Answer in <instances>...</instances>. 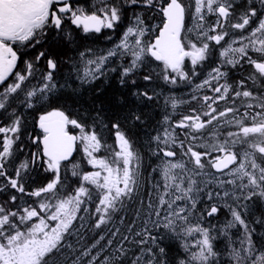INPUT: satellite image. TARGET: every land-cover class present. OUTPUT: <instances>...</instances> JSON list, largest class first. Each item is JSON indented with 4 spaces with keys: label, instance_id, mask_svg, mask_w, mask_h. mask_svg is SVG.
Returning <instances> with one entry per match:
<instances>
[{
    "label": "snow or ice",
    "instance_id": "6c2138e0",
    "mask_svg": "<svg viewBox=\"0 0 264 264\" xmlns=\"http://www.w3.org/2000/svg\"><path fill=\"white\" fill-rule=\"evenodd\" d=\"M258 4L257 0H244L242 5L236 0H96L88 12L74 9L69 0H0V118L8 121L0 124L4 181L0 193L9 189L13 193L0 202V264H168L160 245L166 234L183 241L185 256L178 264H222L215 241L228 237L235 227L243 231L239 246L229 239V264H264V213L255 217L259 238L247 219L257 203L264 205V0ZM125 7L144 12H133L118 43L100 51L79 50L75 29L82 31L83 40L102 29H115ZM146 13H155L149 18L159 17L160 24L149 26ZM189 17L192 23L186 26ZM210 17H215L214 23ZM66 20L74 29L65 28ZM52 42L78 53L66 57L63 83L57 79L59 61L47 55ZM211 42L220 46V62L195 85L192 100L199 107L175 123L166 114L162 131L149 138V148L160 160L153 171L161 180L150 184L145 201L143 157L125 130L126 124L143 123L138 105L127 107L108 123L98 111L90 125L56 105L69 90L77 95L80 88L117 71L120 85L130 84L131 96L138 104H147L161 95L150 88L157 77L172 86L190 82L197 67L213 55ZM37 46L45 50L25 60L23 71L14 72L18 52ZM46 57L41 69L39 63ZM117 60L119 66L109 68ZM153 62L157 67L149 69ZM233 70L245 75L230 83ZM206 87L214 95L195 94ZM221 101L226 105L222 110ZM164 102L173 112L187 103L174 96ZM37 106L41 112L36 126L42 135L31 138L37 150L17 162L18 152L27 146L19 143L25 129L19 109ZM69 125L79 129V135H71ZM102 129L114 134V146L104 139ZM177 129L184 130V139ZM77 142L93 171L69 161ZM176 148L180 159H175ZM101 151L106 155L98 156ZM65 161L78 182L75 188L66 183L69 177L62 176ZM10 166H14L11 172ZM36 168L51 178L27 191L26 178ZM24 196L35 200L25 201ZM96 199L91 213L86 205ZM205 201L201 209L199 204ZM221 207L227 208L231 219L214 236L215 226L205 227L201 221L217 215Z\"/></svg>",
    "mask_w": 264,
    "mask_h": 264
},
{
    "label": "trees",
    "instance_id": "16d2710c",
    "mask_svg": "<svg viewBox=\"0 0 264 264\" xmlns=\"http://www.w3.org/2000/svg\"><path fill=\"white\" fill-rule=\"evenodd\" d=\"M84 1V9L88 12H91L92 5L96 3V0H90L89 2L87 0H81ZM155 15V13H154ZM156 19H160L157 17ZM106 36V42L111 43V39H108ZM115 38V36H112ZM51 39V37H50ZM53 43V42H52ZM52 43H50L47 46V55L53 57L52 50ZM108 45L103 46V48H107ZM41 48V50H45V48ZM66 54L67 51L65 48L60 49L59 55ZM46 59H43L39 63V67L41 69L45 68L46 66ZM150 68V66H149ZM117 82V81H116ZM115 81L108 82L106 85L107 87H102L101 90L97 89V85L91 86L88 90L79 89V92L77 95H72L70 90L69 92L63 97L60 104H57V107H63V109L66 111V114H68L71 118H83L89 125L92 123V118L97 115V112L99 111L100 116L104 119L105 123H108L110 120H113L116 115H122L127 107L132 106L136 107L138 105L139 111L143 113V123L137 124L135 127H132L131 124L125 125V130L127 131L129 137L134 141L135 147L141 152L143 157V179L147 176L152 174L153 178H158V172H154L153 169L157 167V165L160 164V160L157 159L155 155L152 154L151 149L149 148V138L151 136H155L157 134V131H160L162 128V122L164 120V116L168 113L167 108L165 106V98H162V96H159V99L153 100V105H147V104H141L138 102L135 103L133 100L129 97L130 94H127V88L126 87H119ZM32 83H36V81H32ZM63 83V80L62 82ZM153 84L155 87H160L162 85H165L163 82L159 80L157 77ZM138 86H144V82L142 78L138 79ZM155 91L159 93L157 88H155ZM124 101V103H121L120 101ZM50 110V109H48ZM41 112V109L39 106H37L36 110H23L24 114V122H25V129L27 133H38L36 121L38 120L39 114ZM69 131L72 134L79 135V129L72 128L69 125ZM103 131V137L107 140V143L109 145H115V137L114 134H110L107 129H102ZM152 147H155L153 145ZM200 151H204L203 149H200ZM177 154H180L179 151H176ZM98 156H104L106 153L104 151H101L100 153H97ZM215 155V154H213ZM71 163H81L82 170L88 171V164L83 156V153L80 149L79 144L77 145V150L75 153L74 158L70 161ZM67 166V167H64ZM71 164L69 162L62 164V176H67L69 179L66 181V183H69L72 185V188H75L78 186V182L76 181V178L71 177L70 171H67V168H70ZM30 178H26L25 181V187L27 191H31L34 188L43 186L48 182V180L51 178L50 173H45L43 169L41 171H35L33 170L29 174ZM19 197V195H17ZM30 197L24 196L23 199L25 201L31 202L29 199ZM7 194L6 193H0V202L7 200ZM98 202V199L89 202L86 206L90 205L92 213L95 212V205ZM205 202H202L199 204V207L203 209L205 207ZM261 213H264V206L257 203V205L253 209V214L249 215L247 219L251 223L252 227L257 229L256 236L259 238L261 229L260 226L255 223V217L259 216ZM229 213L227 212V208L221 207L220 211L217 215L208 218L205 216V219L201 221L202 225L205 227H217L222 222H225L228 218ZM92 220H95V217H92ZM214 227L213 229V235H218V230ZM219 228V227H218ZM239 232L238 229L234 228L229 233L230 235H237ZM228 234V237L224 236H218V239L215 241L217 249L221 252V256L219 257L220 261H222V264H229V257H228V243L229 239L233 242L234 239L230 237ZM91 235V233H90ZM160 245L165 248V259L167 260L168 264H178V261L181 258H184L185 254L183 252V249L181 247L180 241L176 237L168 236L167 234L164 236V238L160 241ZM236 246H238L235 243Z\"/></svg>",
    "mask_w": 264,
    "mask_h": 264
},
{
    "label": "flooded vegetation",
    "instance_id": "af4514ba",
    "mask_svg": "<svg viewBox=\"0 0 264 264\" xmlns=\"http://www.w3.org/2000/svg\"><path fill=\"white\" fill-rule=\"evenodd\" d=\"M87 1L89 2L90 0H87ZM69 2H70L71 6L74 9L77 8V7L85 8L84 4H83L84 1H81V0H69ZM243 2H244V0H236V3L241 4V5L243 4ZM257 7H259L258 0H257ZM134 11L135 12H144V10L140 9L139 7H136V8L125 7V9L123 11V15H122V22L119 24V26L117 28H115V29H102L101 33H92V34L89 35L88 39H86V40L81 39V37L83 36L82 31L79 30V29H75V34L77 36V39L80 41V49L79 50L83 51L86 47H91V48H93L96 51H100V50H103L104 49L103 46H106V45H108V46L105 49L111 48L114 44L119 42V39H120V37L122 35V32L128 26L129 18L133 15ZM151 16H155L154 13H146V15H145V19H146L147 23L149 24V26H151L153 24H160V22H161L160 19H150L149 17H151ZM210 21L214 23L215 22V17H210ZM191 23H192L191 22V18L190 17L187 18L186 19V26H191ZM256 23H258V21L254 22L251 25V27H255ZM251 27L248 29V31L251 30ZM65 28L66 29H69V28L74 29V26H72L70 24V21L66 20ZM229 31L234 33L235 35H239L240 34L239 30L229 29ZM156 34H158V32L150 33L149 34V39H154V35H156ZM107 35L111 36V43H110V40H109V42H106V36ZM112 36H115V38H113ZM211 43H212L213 55L211 57H209V59L206 60L203 64H201V65H199L197 67V74L195 76L191 77V81L190 82H187V83L186 82H181V83H178L175 86L166 85L165 84V85H162L160 87H155V85L152 83L150 85V88H154V89L157 88V90L161 94L160 96H162V98L167 97L166 94L167 93H171L173 91V92H178L179 96L182 97V100H184V101H192V95L194 94L195 85L200 84L207 77V75L211 71V69L216 67L219 64V62H220L219 61L220 46L219 45H215L214 42H211ZM223 43L224 42H222V44ZM63 48H65L67 53L59 55L60 49H63ZM52 50H54L53 57H55L59 61V72L57 74V79L60 80V82H62L61 76L63 74H65L67 72V70H68V65L65 63L66 57L67 56H71V55H78V53L75 51V49H73L72 51H69L66 47H59V46H57V44L55 42L52 43ZM40 51H42V50L38 46L36 48L21 49L18 52V56L20 58L17 61V67L14 69V72L15 71H23L24 70V61L25 60L34 59V57ZM253 55H255V54H253ZM120 63H121V61L117 60L114 63L110 64L109 68L118 67ZM157 64H158V62H153L150 65L149 69L156 68ZM186 64H187V70L190 71L191 67H192L191 64H190V61L186 62ZM160 67H161V65H160ZM245 67L249 68V70H250V66L249 65H245ZM154 75H155V73H154ZM243 75H245V73L233 70L230 73V75H229V82L230 83H234L235 81L240 79L241 76H243ZM13 78L14 77L10 78L8 82L10 83ZM159 80L161 82H163L161 79H159ZM111 81H115V82L117 81L116 83H117V85L119 87H124V86H121L120 83H119V71H117V72L109 73V75L107 76V79H105L104 77H101L99 80L95 81L92 85H85L81 89L88 90L91 86L97 85L96 86L97 87L96 90L97 89L101 90L102 87H107L106 84L108 82H111ZM250 83L251 82H249V84ZM138 87H140V86H138ZM143 87L144 86H141L140 88L142 89ZM126 88L128 89L126 91L127 94L128 93L130 94L129 97L133 100V102L137 103L135 98H133L131 96V91L134 90V89L130 88V84ZM195 94L198 97H202L203 95H210V96L214 95L211 91H209V89L207 87L202 89V90H200L198 93H195ZM236 103H237V105H239V101H237ZM141 104H144V103H141ZM151 104L153 105V101L147 103L148 106L151 105ZM225 106H226L225 103L223 101H221L220 105H219L220 110H222ZM228 106H230V104ZM198 107H199L198 101H193V103L189 104L188 107L185 105V108H182L179 111V113L177 114V117H171V121L174 122L176 120H180L183 115H191L192 114L191 109L192 108H198ZM23 110H24L23 108L19 109L20 112H23ZM241 112H243V109H241ZM7 123H8V121L6 119L0 118V124H5L6 125ZM231 130L235 131L236 129L233 128ZM183 132H184V130H180L179 133L182 136V138L184 139ZM69 133H71V132L69 131ZM35 135H42V134L40 133L39 130H38V133H36V132L35 133H27L26 131L23 133L22 139H21V141L19 143L22 144V145H27V146L24 148L23 152H18L17 162L19 160H23V159L27 158L29 153L35 152L37 150L36 146L31 144V138H32V136H35ZM12 167H14V166H10V169H9L10 172L12 171ZM34 170L35 171H41L42 169L36 168ZM3 182L4 181L2 179H0V183H3Z\"/></svg>",
    "mask_w": 264,
    "mask_h": 264
},
{
    "label": "rangeland",
    "instance_id": "374dc122",
    "mask_svg": "<svg viewBox=\"0 0 264 264\" xmlns=\"http://www.w3.org/2000/svg\"><path fill=\"white\" fill-rule=\"evenodd\" d=\"M161 67H162V65H161ZM166 96H167V97H168V96H174L177 100H182V97L179 96V93H178V92H173V91H172L171 93H167ZM183 101H184V100H183ZM193 101H194V100H192V101H187V103H183V104L179 105L178 108L175 110V112H173V110H172L170 104L167 105V106L165 105L166 108H167V111H168L167 114L170 115V117H177V114L179 113V111H180L182 108H185V105L188 107V105H189V104H192ZM164 103H165V102H164ZM176 121H179V120H176ZM176 121H174L173 123H175ZM162 124H163V122H162ZM180 130H182V129H177V130H176V131H177V135L179 136L180 139H183L182 136H181L180 133H179ZM160 131H162V128H161ZM78 144H79L80 149H81V151H82V153H83V156H84L83 146H82L79 142H78ZM175 151H179V153H180V154H177V156L175 157V159H180V158H181V152H180V149H179V148H176ZM161 156H162V154H161ZM93 170H94V169H92L91 166L88 165V171H93ZM144 180L146 181V183L144 184V189H145V191L142 192L141 195L144 197V199H145V201H146V200H147L146 190L150 187V184H151V183H155L156 181H160L161 178H160V174H159V172H158V178L155 179V178H153V175L150 174V175H147V176L144 178ZM161 184H162V181H161ZM6 194H7V197H8L9 195L13 194V193H12V190L9 189V191L6 192ZM15 194H16V195H19V197H20V195H21V194H19V193H15ZM29 199H30L31 201H32V200H35V198H29ZM18 202H19V201H18ZM97 203H98V202H97ZM86 207H88V208H89V211L92 213L91 208H90V205H88V206H86ZM227 212H228V210H227ZM228 213H229V212H228ZM79 215H82V216L87 217V216L89 215V213L81 212V213H79ZM228 219H231L230 213H229V216H228V218L226 219V221H227ZM226 221H225V222H222L219 226L215 227L216 230L219 231V229L222 228V227L224 226V224L226 223ZM77 226H79V222H77ZM218 227H219V228H218ZM235 228L239 230V232L237 233V235H230V234H229V233L231 232V230H233L234 228L230 229V230L228 231V234L230 235V237H231L232 239H234L235 243L239 246V239H240V237H241V233H242L243 229H242V228H239V227H235ZM160 232H161V233H164V230L161 229ZM89 235H90V233H89ZM167 235H168V236L175 237V236H173L172 234H167ZM179 241H180V244H182L183 241L180 240V239H179Z\"/></svg>",
    "mask_w": 264,
    "mask_h": 264
},
{
    "label": "water",
    "instance_id": "95a60500",
    "mask_svg": "<svg viewBox=\"0 0 264 264\" xmlns=\"http://www.w3.org/2000/svg\"><path fill=\"white\" fill-rule=\"evenodd\" d=\"M37 129L39 130L38 127H37ZM39 131H40V130H39ZM70 134H71V133H70ZM71 135H74V134H71ZM77 143H78V142H77ZM77 143H76V145H74L73 153H72V156L69 158V161H71V160L74 158V156H75V153H76V150H77ZM69 161L62 162V164H65V163H67V162H69ZM212 171H215V170L213 169Z\"/></svg>",
    "mask_w": 264,
    "mask_h": 264
}]
</instances>
